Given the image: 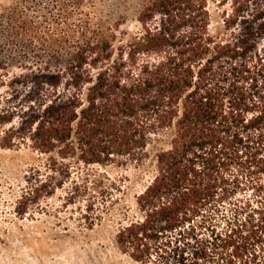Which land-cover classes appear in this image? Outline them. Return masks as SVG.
Wrapping results in <instances>:
<instances>
[{"label":"trees","instance_id":"1","mask_svg":"<svg viewBox=\"0 0 264 264\" xmlns=\"http://www.w3.org/2000/svg\"><path fill=\"white\" fill-rule=\"evenodd\" d=\"M204 9L203 0H152L138 14L142 34L130 43L128 65H109L111 44L97 36L54 69L0 79V91H10L0 97V148L25 145L45 156L24 178L17 216L66 185L68 203L106 197L96 167L153 161L157 175L137 197L143 216L118 230V248L144 262L172 244V233L181 241L207 227L218 240L212 216L238 189V175L225 174L242 168V156L239 143L216 132L209 85L232 49L209 33ZM156 13L159 24L151 25ZM256 20L264 33V8ZM263 121L264 109L247 126Z\"/></svg>","mask_w":264,"mask_h":264},{"label":"rangeland","instance_id":"2","mask_svg":"<svg viewBox=\"0 0 264 264\" xmlns=\"http://www.w3.org/2000/svg\"><path fill=\"white\" fill-rule=\"evenodd\" d=\"M151 1L0 0V79L54 69L74 54L75 45L97 36L111 44L109 65H128L130 43L142 34L138 14ZM203 1L209 33L232 49L230 58L216 63L209 85L216 132L223 142L239 143L242 156V168L233 165L225 174L238 175L239 187L212 216L218 240L212 241L207 227L181 241L172 233V244L154 249L144 262L118 248V230L143 216L137 197L157 175L153 161L96 167L106 197L68 203L66 185L19 217V198L28 189L24 178L45 163L44 155L20 145L0 148V264H264V121L257 129L247 126L264 109V33L256 20L264 0ZM160 19L156 13L150 24ZM52 40L59 44L51 47ZM8 92L1 89L0 97Z\"/></svg>","mask_w":264,"mask_h":264}]
</instances>
